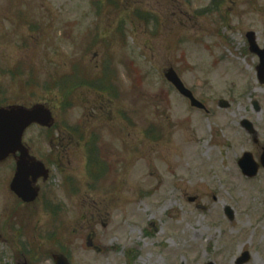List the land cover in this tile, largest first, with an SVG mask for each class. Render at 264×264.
Masks as SVG:
<instances>
[{"label":"rangeland","instance_id":"rangeland-1","mask_svg":"<svg viewBox=\"0 0 264 264\" xmlns=\"http://www.w3.org/2000/svg\"><path fill=\"white\" fill-rule=\"evenodd\" d=\"M249 32L263 47L264 0H0V104L48 105L56 126L25 139L42 154L60 139L69 152L51 216L38 206L20 212L17 230L2 222L0 264L25 254L53 264L62 249L73 264H237L246 252V264H264V170L249 181L238 166L264 149ZM169 68L208 112L166 81ZM68 81L72 92L56 85ZM92 146L105 162L96 187ZM67 166L79 188L70 199Z\"/></svg>","mask_w":264,"mask_h":264},{"label":"flooded vegetation","instance_id":"flooded-vegetation-1","mask_svg":"<svg viewBox=\"0 0 264 264\" xmlns=\"http://www.w3.org/2000/svg\"><path fill=\"white\" fill-rule=\"evenodd\" d=\"M54 143L55 140L50 142L48 152L42 154L36 150L35 140H23L26 148L24 151L28 152L25 161L30 174L28 173V180H20L16 190L23 192L24 196L28 193L27 197H23L27 201L36 196H32V192L38 193L37 200L33 203H26L12 190V183L22 154L17 152L0 162V228L3 226L2 222H20L19 214L22 210L35 209L38 206L49 208L53 205V175L56 172L62 173L61 163H64L62 159L68 158L69 155V152L65 155L58 154V148ZM35 162L42 163L43 166L35 165ZM69 168L70 166L66 170V175H70Z\"/></svg>","mask_w":264,"mask_h":264},{"label":"water","instance_id":"water-1","mask_svg":"<svg viewBox=\"0 0 264 264\" xmlns=\"http://www.w3.org/2000/svg\"><path fill=\"white\" fill-rule=\"evenodd\" d=\"M251 50L261 57L262 65L260 67V72L264 69V51L259 52L257 46L254 43V35H248ZM262 77H264V72H262ZM166 78L169 82H171L177 90L188 97L192 106L203 108V106L197 102L190 91L185 89L184 85L177 77L173 70H170L166 74ZM221 106L227 107V104L221 103ZM52 122L51 114L48 110H46L43 106H37L32 110H26L20 107L12 108L9 110L0 109V159L5 158L9 153L14 149L21 146V139L24 131L27 127L33 123L41 124L42 126H49ZM244 125L251 129V125L248 122H244ZM240 166L244 170L245 173L251 172L253 170V159L252 156L246 154L244 158L240 161ZM255 168L257 171V167H254V171L251 175H255ZM25 172L24 166L21 165L19 168V175H17V180L21 179V175ZM248 174V173H247ZM227 213L230 219L233 218V214L228 209ZM247 254H245L244 258L239 260V264H244L248 260ZM56 264H68L67 261L59 256L56 258Z\"/></svg>","mask_w":264,"mask_h":264},{"label":"bare ground","instance_id":"bare-ground-1","mask_svg":"<svg viewBox=\"0 0 264 264\" xmlns=\"http://www.w3.org/2000/svg\"><path fill=\"white\" fill-rule=\"evenodd\" d=\"M187 151H188V153H190V152L193 153L195 155V157H193V158H195L199 163H201L200 157L198 155V152H199L198 148H196L194 146H192V147L190 146Z\"/></svg>","mask_w":264,"mask_h":264}]
</instances>
